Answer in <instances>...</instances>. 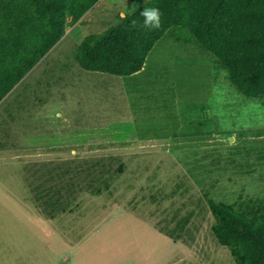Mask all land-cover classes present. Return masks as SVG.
<instances>
[{
	"label": "rangeland",
	"instance_id": "rangeland-1",
	"mask_svg": "<svg viewBox=\"0 0 264 264\" xmlns=\"http://www.w3.org/2000/svg\"><path fill=\"white\" fill-rule=\"evenodd\" d=\"M151 1L102 0L68 18L57 45L0 97L4 217L48 225L55 251L45 264H237L216 236L210 201L234 206L264 194V99L238 91L186 26L154 46L142 76L125 79L143 130L102 125L105 115L121 116L118 90L79 78L84 39ZM4 9L1 1V24ZM141 134L151 139L144 147L131 139ZM167 137L178 144L163 145Z\"/></svg>",
	"mask_w": 264,
	"mask_h": 264
},
{
	"label": "trees",
	"instance_id": "trees-1",
	"mask_svg": "<svg viewBox=\"0 0 264 264\" xmlns=\"http://www.w3.org/2000/svg\"><path fill=\"white\" fill-rule=\"evenodd\" d=\"M1 1L9 15L0 23V97L57 45L68 18L78 20L100 0ZM145 8L160 9V29L143 26ZM184 26L216 58L219 69L228 70L238 91L264 99V0H152L111 32L86 37L78 65L89 72L132 75L142 70L160 40H175L172 32ZM258 164L264 170V163ZM236 203L210 201L216 236L230 247L237 264H264V230L258 225L264 223V194L242 195Z\"/></svg>",
	"mask_w": 264,
	"mask_h": 264
},
{
	"label": "crops",
	"instance_id": "crops-1",
	"mask_svg": "<svg viewBox=\"0 0 264 264\" xmlns=\"http://www.w3.org/2000/svg\"><path fill=\"white\" fill-rule=\"evenodd\" d=\"M101 1L102 0L98 2L97 6ZM145 68H146V63L142 68V70L129 76H115L100 72H89L81 68V73L79 74L80 75L79 78L81 80L98 79L102 82H108L112 87H116V89L118 90L117 91L119 94L118 100H120L118 105L120 110H118L117 113H119V115L121 116H119L117 119H113L111 118L112 116L105 115L101 123L102 125H109V129L111 130L114 128L113 126L115 125H118L122 129H127V130L132 128L138 130L145 129L144 127L146 126L145 123H143L142 121H137V123H135L134 117H131V112L129 110V103L128 100L126 99V92L124 90L125 79L134 80L136 78H139L145 72ZM73 136L78 139L76 141L74 138L75 142L81 146L84 145H86V147L98 146V144H96L95 142L92 141L89 142V140H93L94 138L90 135L87 136L82 135L81 138L78 135H73ZM130 136H131L130 134L127 135L126 133L122 136L123 138L125 137L124 141H126V142H122V145L128 142L127 138ZM131 139L135 143L142 144V147H144L143 145L145 143L151 141L150 138L147 139V137L145 135L143 136V134H141V136L134 135L131 137ZM172 141H173L172 138L167 137L166 140L163 141L165 142L163 145H171L172 143H177ZM108 145L113 146L114 144L108 143ZM102 146H104V144H102ZM105 146L107 145L105 144ZM44 201L49 203L50 199L46 197ZM5 210L6 208L4 206L2 187L0 182V264H26L25 259L33 258V257L39 258L40 261H42V264H45V261L43 259L45 257L48 258L52 250L55 251L54 249H52L51 244L49 242L50 240L49 234H51V230L48 227V225L45 228V225L43 224L42 225L43 227L41 229L36 230L34 229L35 226L34 220L6 218L4 217ZM74 226L77 227V224H74ZM79 229L80 228L74 231V234L77 237L81 236V234L78 233ZM67 257L68 255L65 256V258Z\"/></svg>",
	"mask_w": 264,
	"mask_h": 264
},
{
	"label": "clouds",
	"instance_id": "clouds-1",
	"mask_svg": "<svg viewBox=\"0 0 264 264\" xmlns=\"http://www.w3.org/2000/svg\"><path fill=\"white\" fill-rule=\"evenodd\" d=\"M140 15L143 17V26L145 28L158 30L161 27L162 13L158 8H145ZM132 26H136V21L131 22Z\"/></svg>",
	"mask_w": 264,
	"mask_h": 264
}]
</instances>
